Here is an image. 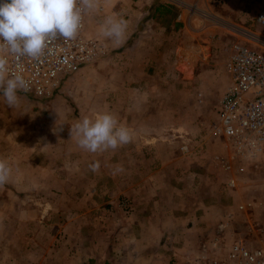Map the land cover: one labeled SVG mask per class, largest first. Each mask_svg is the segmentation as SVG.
I'll use <instances>...</instances> for the list:
<instances>
[{"label": "crops", "instance_id": "obj_1", "mask_svg": "<svg viewBox=\"0 0 264 264\" xmlns=\"http://www.w3.org/2000/svg\"><path fill=\"white\" fill-rule=\"evenodd\" d=\"M261 5L99 0L86 19L103 49L94 62L48 98L19 93L12 109L0 94V158L12 169L0 264H199L217 236L264 247V149L238 152L217 125L229 25L262 32ZM108 17L127 22L119 44L102 35ZM104 112L132 141L80 148L71 126Z\"/></svg>", "mask_w": 264, "mask_h": 264}, {"label": "built area", "instance_id": "obj_2", "mask_svg": "<svg viewBox=\"0 0 264 264\" xmlns=\"http://www.w3.org/2000/svg\"><path fill=\"white\" fill-rule=\"evenodd\" d=\"M86 19L87 15L76 40H53L42 62L26 57L17 60L9 55V67L29 81L31 93L38 97L52 96L60 89L66 75L94 62L103 53L101 42L88 35ZM255 20L262 26V32L241 28L238 31L244 42L236 40L230 44L229 79L221 96L217 123L223 137L240 153L264 149V0ZM245 42L259 44L261 48ZM184 149L189 150L188 146ZM123 205L131 209L127 199L123 200ZM211 247L205 246L199 264H264V247H254L244 240L228 243L217 236Z\"/></svg>", "mask_w": 264, "mask_h": 264}, {"label": "clouds", "instance_id": "obj_3", "mask_svg": "<svg viewBox=\"0 0 264 264\" xmlns=\"http://www.w3.org/2000/svg\"><path fill=\"white\" fill-rule=\"evenodd\" d=\"M99 0H0V94L8 107L21 105L19 93L31 91L30 83L9 67V55L17 60L30 58L42 62L49 44L56 39L74 41L83 28L84 17L96 10ZM127 22L108 17L102 35L119 44L125 36ZM62 130L54 128V132ZM77 138L80 148L103 152L128 144L132 131L122 125L112 113L85 117L71 126V138ZM96 171L98 164H93ZM12 169L0 158V185L10 180Z\"/></svg>", "mask_w": 264, "mask_h": 264}, {"label": "rangeland", "instance_id": "obj_4", "mask_svg": "<svg viewBox=\"0 0 264 264\" xmlns=\"http://www.w3.org/2000/svg\"><path fill=\"white\" fill-rule=\"evenodd\" d=\"M212 20H214V19H212ZM230 26V28L237 34V35H235L234 33H232V35H228V37L230 38V40H232V41H230L229 42V46H230V44L233 42V39L235 38V37H242L241 36V34H239V29H241V28H239V29H237V26H239V25H236V24H233V25H229ZM248 28H251V26L249 25V24H247L246 25ZM255 29V28H254ZM254 29H252V30H254ZM235 36V37H234Z\"/></svg>", "mask_w": 264, "mask_h": 264}]
</instances>
